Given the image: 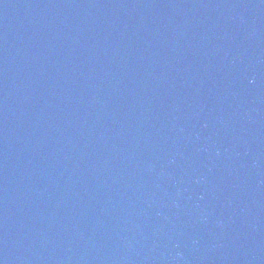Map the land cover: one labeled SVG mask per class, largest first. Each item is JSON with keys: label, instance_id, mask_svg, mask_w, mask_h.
I'll return each instance as SVG.
<instances>
[{"label": "water", "instance_id": "obj_1", "mask_svg": "<svg viewBox=\"0 0 264 264\" xmlns=\"http://www.w3.org/2000/svg\"><path fill=\"white\" fill-rule=\"evenodd\" d=\"M0 264H264V0H0Z\"/></svg>", "mask_w": 264, "mask_h": 264}]
</instances>
